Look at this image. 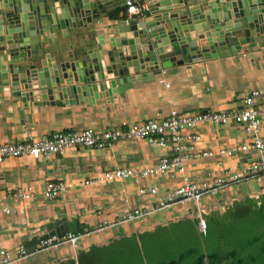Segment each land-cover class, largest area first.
Listing matches in <instances>:
<instances>
[{"label": "crops", "instance_id": "crops-1", "mask_svg": "<svg viewBox=\"0 0 264 264\" xmlns=\"http://www.w3.org/2000/svg\"><path fill=\"white\" fill-rule=\"evenodd\" d=\"M126 9L127 5L110 11L106 16L94 18L91 37L96 34L97 40L101 38L109 42L111 38L131 36L133 32L125 30L129 22L124 16ZM147 12L135 18H146ZM69 31L70 38L63 37L60 31L55 34L58 41L52 45L61 47L63 51L53 53L52 46L50 55L63 57L79 46L82 42L80 37L76 36L75 30ZM259 35H254V46L245 42L238 49L240 51H230L227 45H219L217 54L161 67L159 73L129 84L111 102H105V99L94 103L65 101L59 93L53 95V102L44 101L42 90L36 88V83L31 91L25 92L27 96L19 95L20 92L14 91L10 84L4 86L0 90V142L16 143L30 136L42 137L55 130L126 128L124 123L164 117L172 108L220 111L240 107L249 91L259 89L264 95V36ZM106 46L110 47V43ZM257 104L264 105L263 96L258 98ZM194 130L202 135L198 144L200 149L218 151L224 146L248 143L251 138L245 126L235 122L203 123ZM260 132L264 135V123ZM165 154L167 151L163 147L138 138L121 140L104 149L69 148L63 154L56 153L49 158L21 156L0 159L2 205L13 209L9 214L0 213V247L9 249L12 256H16L19 245L34 237L47 236L48 224L63 217L66 221L78 223L82 231L89 229L79 239L77 247L62 243L37 250L25 260L11 264H80L82 252L108 245L123 236L139 237V234L154 231L159 226L196 221L198 231L203 234L206 230L199 228L200 217L223 216L238 202L253 199L260 204L264 198V180L251 176L229 182L219 193L206 195L199 202L181 201L152 211L143 221L103 226L104 220H116L132 207L149 209L156 196L141 194V187L157 186L160 193H164L182 184L186 176L196 182L213 179L226 169L240 170L258 157L256 151L216 154L187 161L184 173L176 170L140 178L83 184L109 169L154 165ZM50 180H64L72 186L58 198L47 199L44 191ZM29 188L33 194L28 199L14 201L5 198L9 192Z\"/></svg>", "mask_w": 264, "mask_h": 264}, {"label": "water", "instance_id": "water-1", "mask_svg": "<svg viewBox=\"0 0 264 264\" xmlns=\"http://www.w3.org/2000/svg\"><path fill=\"white\" fill-rule=\"evenodd\" d=\"M126 1L0 0V90L10 84L27 96L36 83L44 101L59 93L65 101L111 102L161 67L217 54L219 45L240 51L245 42L254 46L255 34L264 36V0H145L146 18L130 20L125 29L133 36L109 42L91 37L93 19ZM69 30L80 37L79 46L63 57L50 55L55 34L70 38ZM53 47V53L63 51ZM47 228L48 235L58 236L80 231L78 223L63 217ZM44 237L25 242L27 254Z\"/></svg>", "mask_w": 264, "mask_h": 264}, {"label": "built area", "instance_id": "built-area-1", "mask_svg": "<svg viewBox=\"0 0 264 264\" xmlns=\"http://www.w3.org/2000/svg\"><path fill=\"white\" fill-rule=\"evenodd\" d=\"M126 5V21L135 19L137 15H144L145 11L149 10V4L146 1L127 0ZM261 96L264 97L262 92L259 89H254L245 94L240 107L233 109L182 111L172 108L164 117L149 118L132 124L124 123L126 128L98 129L85 127L79 130H55L45 136H30L26 140L16 143L0 142V159L21 156H31L34 159L49 158L56 153L63 154L69 148L104 149L121 140L138 138L155 143L167 151V154L162 156L159 162L154 165L117 167L103 171L96 177L83 182V184H92L104 181L110 182L119 178H140L172 173L176 170L184 173L187 161L212 157L216 154L234 155L240 151H256L258 153L255 161L245 164L240 170L226 169L223 174L213 179L196 182L186 176L182 184L164 193H160L157 186L141 187V194L150 193L156 196L155 201L151 202L148 210L141 206H135L116 220H104L102 225L108 226L112 223L119 224L135 220L143 221L152 211L162 210L181 201L199 202L206 195L217 194L229 182L239 181L242 178L251 176H257L259 179L264 180V135L260 132L264 123V105L257 104V100ZM230 122L243 124L251 136L250 142L239 146H224L218 151L198 147L202 139L201 133L194 130L198 125L203 123L218 125ZM70 186H72V183L64 180H50L47 182L44 196L47 199H56ZM32 194L29 188L9 192L5 198L22 201L30 198ZM3 200L4 198L0 197V213H11L13 209L2 205ZM198 223L202 231L207 229L206 220L203 217H200ZM88 231L89 229L61 236L56 234L47 235L41 239L37 250L41 251L62 243H70L77 247L79 239ZM28 255L30 254H27V249L23 244L17 247L16 256H12L9 249L0 247V264L20 262L25 260Z\"/></svg>", "mask_w": 264, "mask_h": 264}, {"label": "trees", "instance_id": "trees-1", "mask_svg": "<svg viewBox=\"0 0 264 264\" xmlns=\"http://www.w3.org/2000/svg\"><path fill=\"white\" fill-rule=\"evenodd\" d=\"M126 16V14L124 15ZM159 226L80 253V264H264V198L238 202L223 216ZM82 232V230H80ZM69 264H75L70 262Z\"/></svg>", "mask_w": 264, "mask_h": 264}]
</instances>
